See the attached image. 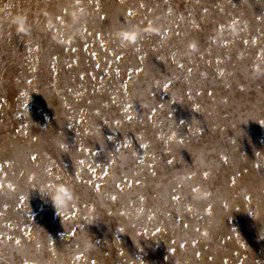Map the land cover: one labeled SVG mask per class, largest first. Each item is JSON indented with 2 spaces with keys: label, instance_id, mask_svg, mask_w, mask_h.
Returning a JSON list of instances; mask_svg holds the SVG:
<instances>
[{
  "label": "rangeland",
  "instance_id": "1",
  "mask_svg": "<svg viewBox=\"0 0 264 264\" xmlns=\"http://www.w3.org/2000/svg\"><path fill=\"white\" fill-rule=\"evenodd\" d=\"M0 264H264V0H0Z\"/></svg>",
  "mask_w": 264,
  "mask_h": 264
},
{
  "label": "clouds",
  "instance_id": "2",
  "mask_svg": "<svg viewBox=\"0 0 264 264\" xmlns=\"http://www.w3.org/2000/svg\"><path fill=\"white\" fill-rule=\"evenodd\" d=\"M15 27L18 32L27 34L26 32V17L23 20L15 21ZM136 32H125L122 33V39L128 40L130 42H134L136 39ZM69 197V190L65 186H60L57 188L56 192L52 196V200L55 206L62 207L64 202Z\"/></svg>",
  "mask_w": 264,
  "mask_h": 264
},
{
  "label": "snow or ice",
  "instance_id": "3",
  "mask_svg": "<svg viewBox=\"0 0 264 264\" xmlns=\"http://www.w3.org/2000/svg\"><path fill=\"white\" fill-rule=\"evenodd\" d=\"M174 199L176 198V197H173Z\"/></svg>",
  "mask_w": 264,
  "mask_h": 264
}]
</instances>
